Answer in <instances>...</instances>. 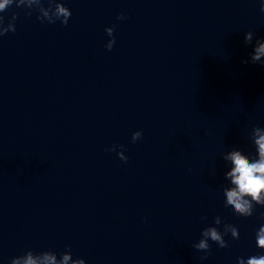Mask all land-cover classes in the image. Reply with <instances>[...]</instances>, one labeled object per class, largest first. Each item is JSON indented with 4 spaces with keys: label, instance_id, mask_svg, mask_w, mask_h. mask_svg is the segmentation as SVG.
Wrapping results in <instances>:
<instances>
[{
    "label": "water",
    "instance_id": "95a60500",
    "mask_svg": "<svg viewBox=\"0 0 264 264\" xmlns=\"http://www.w3.org/2000/svg\"><path fill=\"white\" fill-rule=\"evenodd\" d=\"M58 5L71 12L66 25ZM9 24L0 264L29 250L85 264H238L260 254L264 206L249 218L226 210L224 163L253 155L264 127V68L250 62L264 41L258 0H13L0 12V30ZM209 229L227 247L210 243L205 259L193 245Z\"/></svg>",
    "mask_w": 264,
    "mask_h": 264
},
{
    "label": "clouds",
    "instance_id": "9594fccd",
    "mask_svg": "<svg viewBox=\"0 0 264 264\" xmlns=\"http://www.w3.org/2000/svg\"><path fill=\"white\" fill-rule=\"evenodd\" d=\"M13 0H0V12L5 11ZM24 0H21L23 3ZM260 6V15L264 16V0H258ZM57 11L63 15L64 20L62 24L66 25L68 19L71 16V12L68 8L62 5L57 6ZM124 16H118L117 19H124ZM12 25L0 30V35L7 32ZM107 35L110 37L106 49L111 50L115 39L113 37V27L105 29ZM14 32V30H13ZM254 35L252 32L245 33L244 42L248 47L253 46ZM252 67L264 68V41H257L253 49V55L250 57ZM247 67V64L245 65ZM141 131L134 133L132 142L135 143L141 138ZM251 146L253 149V155L245 157L240 152H234L229 155L224 163L230 167V174L225 179L231 184V191L225 193L226 204L225 208L230 209L236 216L249 218L253 215L255 207L260 205L264 206V127H258L251 138ZM114 149H108L112 151ZM120 160L127 162V157H122ZM231 231L233 239H239L238 229L233 226L226 231ZM204 239L193 247L197 254L206 253L204 255L207 259L210 253L209 244L217 245L220 250H225L226 245L223 243V239L215 229H209L202 233ZM255 245L260 254L251 255L248 258H238V264H264V224H261L258 230L255 232ZM85 264V260L82 258L71 259V254H60V259H57L55 253L46 251L34 254L31 250L25 252L21 256H17L11 259L10 264Z\"/></svg>",
    "mask_w": 264,
    "mask_h": 264
}]
</instances>
